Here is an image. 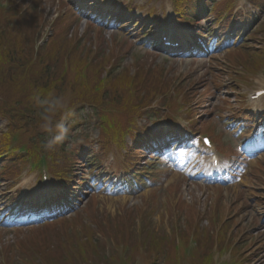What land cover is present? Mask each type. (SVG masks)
Instances as JSON below:
<instances>
[{"label":"rangeland","instance_id":"374dc122","mask_svg":"<svg viewBox=\"0 0 264 264\" xmlns=\"http://www.w3.org/2000/svg\"><path fill=\"white\" fill-rule=\"evenodd\" d=\"M16 1H20L21 4L24 2L25 8L32 2V0ZM66 1L70 4V7L74 8L80 15L81 22L78 23L79 32L84 34L89 27V23H95L92 22L94 20L89 21L88 18L83 15L82 8H79L78 1L76 0H43L40 11L44 17L43 22L46 23L45 31L41 30V33L44 35L50 33V23L64 11L61 5ZM117 1L118 0H107L104 1V5L108 7L111 3ZM142 1L143 0H138V2ZM164 4L165 7H163ZM98 5H100V3H98ZM153 6L159 9L156 15L153 18L149 17V19L146 14L150 12L152 9L150 7ZM169 6L170 2H168V0L165 3H149L147 7L145 6V9H143L144 13H146L144 14V22L158 20V22H156L157 27H161L162 22L165 20L163 11L165 12ZM239 9L250 16V20L246 21V24L251 25L250 23H253L255 27L261 22H264V17L260 14L256 16V12L245 1L239 0ZM31 11L33 10L29 12ZM254 16L255 19L252 20ZM133 18H137V13L133 15ZM138 19L141 20V17H138ZM211 22H213V19H202L200 25L202 27L200 28H203L207 32L210 26L208 24ZM145 23L141 21V24L138 22L134 24L133 21H128L127 27L130 28L124 31L104 26L102 30V36L104 37L102 47L105 48L103 49L107 51L108 45H111L113 41L118 42L119 51L126 54L121 64L122 67L131 64L136 59H140V61L145 63L152 62L164 66L180 87L190 91V96H192L193 92L196 93V95L193 96L196 100L193 106L198 116H204L206 110L212 113L210 120H213L215 123L214 129L216 134L223 135L227 141V145L232 144L236 147L239 143L244 142L240 137H248V132L240 129L235 133L233 132V126L229 125L231 119H238L241 115L236 108L231 109L226 102L229 101L230 104H236L238 101L237 93L227 88L229 85L235 88L239 87V81L236 80L232 73L237 75L241 74L240 62H244V59L242 58L241 52H239L242 45L240 46V43L238 44L237 42L240 40L245 30H242L238 34L234 31V33L230 35V42L228 41L229 43H227L226 47H220V43L214 41L205 45V49H203L202 52L204 54H199L201 52L196 51L198 55L195 56L172 57L167 55V53H162L159 49L154 50L151 48L150 38L160 36V31L151 33V30L147 37H142L143 30H145ZM243 23V21H239L238 25L243 27ZM97 25L100 26V24ZM238 25H236L235 28H238ZM132 26L133 31H131ZM172 27L176 31H179L183 38L188 37L189 34L193 36V33L196 32L194 27L192 30V28L185 27L182 24L178 25V23H175ZM169 29L170 27L168 26L165 33H168ZM99 32L100 31L96 30L95 27L94 29H90L89 36L94 38V36H98ZM226 33L227 32H222L220 35L222 36ZM213 36H215V34H211V37ZM246 41V48H244V51L250 50L253 53L255 48L257 49L261 46V41L259 39H253V41H251V39H246ZM232 55L237 59V63L235 64H232L229 60V57ZM216 79L219 86H215L213 83ZM262 82L264 83V74H260L258 77L254 78L253 85L249 88H242L241 93H247L249 95L253 90L258 89V83L260 84ZM205 92H207V94H204ZM202 94L203 96H201ZM257 110L264 115V101L257 106ZM89 118L92 119L91 116ZM95 122L96 120L92 123H83L81 128L82 132L84 131V133L92 137L91 140L96 139L98 136V127ZM150 124L151 133L159 134L161 132V127L164 126L165 123L159 121V123L150 122ZM227 126H229V128H227ZM0 127L1 131H5L4 122H0ZM186 128L187 126L183 119L178 118L176 130L183 133V131H186ZM148 141L149 140L141 144V152L138 153L140 163L136 172H132L131 176L124 177L120 170L117 175H115L114 170L118 164L116 163V159L113 161L112 158H114L113 154H116V150L110 154L109 159L105 160V164L100 169L101 172H104V175H99L98 172L95 175L92 173L88 174L87 179L91 182L94 180L96 186H92L91 183L89 187L83 188V192L87 194L86 197H83L78 192L77 198H79L80 201H78L77 211L81 213L83 221L88 225L91 224L86 214L83 213V210L87 208L91 201V196L94 195L97 198V214L94 216L97 217L99 221L105 220L109 223L112 230H114V235L121 234L117 231L119 227H121L129 237L128 241L131 244L144 243L148 245L154 239L171 237V233H173L175 229L177 231L185 230L188 221V219L186 220L187 215L181 209L178 210L175 208L178 198L181 196L187 203L194 204L203 211L204 217L200 218V226L198 224L202 229L205 227H211L213 230L219 229L222 220L230 219L231 217L233 221L231 228L233 231L230 232L234 234L233 237L235 238L232 244H236V247H239L240 259L244 258V260L249 262L248 264H264L263 152H257L253 156L250 155L251 157L249 156L241 162V164L235 163L232 167L229 166L230 163L228 159L225 160L221 170L214 173V179H210L209 176L212 174L208 169V162L204 156H201L199 147H196L192 152V149H184L182 153L179 152L177 156L181 158L177 162L172 155L170 156L171 150H167L163 156L155 154L152 161H148L144 164V160L148 157L146 151L151 150L149 146L148 149L144 148V145L149 143ZM81 142V138L76 134L69 136V143H75V145L73 144L75 147L79 146V148H82ZM253 142L251 143L253 144V149L261 147L262 144L264 146V142H261L260 139H256V141ZM152 143L153 141L151 144ZM128 144L131 145L133 142L128 139ZM85 148L86 147H84V149ZM188 151L191 152V157L189 161H185L184 155L188 154ZM120 159L121 158H119V160ZM86 161L85 157H83L74 167V171H77V175L79 174L78 171L84 172ZM111 161H113V163H110ZM82 165L83 168H81ZM258 165H260L259 168H262L260 174L255 172V170L258 169ZM142 168L146 169L142 170ZM19 186L21 188L20 192H18V196L13 199L11 197L15 196L14 193L16 189L7 191L4 185H0V264H4L11 250V254L15 255V264H20L22 256L16 244L12 245L14 249H1L3 245L13 244L15 240H24L30 236H32L31 238H35L36 236H47L50 240L49 243L53 245L60 244L58 236L63 230L60 225L53 227L46 223L38 222L42 219L41 216L38 217L39 220L33 222L28 219H32L30 214L34 207L38 208V214H40L52 197L56 199L61 198L63 192L58 193L50 189L49 185L42 184L38 179L37 172L24 175ZM168 186H172L178 190L173 192L167 189ZM25 202H28L30 208L26 211L17 213L15 220L19 219L21 215H27L28 221L19 227H15L16 224L11 223L13 219H7V217L9 215L10 217L14 216L19 206ZM48 208L46 209L47 213H49L50 210L53 212L56 210L54 206L51 209ZM141 208L143 211H141ZM216 209H219V212H217ZM166 211H169L168 215ZM88 212H90V209ZM130 212L133 215H131ZM127 214H130L132 222L129 224V227H125L128 223ZM65 217L71 220L74 216L66 215ZM214 217L217 218L216 223L214 222ZM7 220L9 224H7ZM92 228L95 229V226L92 225ZM104 231L105 234H108L109 230L107 231V227H104ZM78 232H80L79 229ZM226 236L228 238V234H226ZM113 238L115 240L112 241L110 236L104 237L96 235L95 240L99 244L100 249L101 246L103 247V249H101L103 255L121 254L122 246L114 248L112 245L114 242L117 243L116 240L119 236L118 238L115 236ZM219 241L220 252H223L222 237ZM218 254L220 255L219 252ZM226 259H229V255L226 256ZM208 262H211L210 259H208ZM141 263V257L138 256L134 264ZM158 264L163 263L159 262Z\"/></svg>","mask_w":264,"mask_h":264},{"label":"trees","instance_id":"16d2710c","mask_svg":"<svg viewBox=\"0 0 264 264\" xmlns=\"http://www.w3.org/2000/svg\"><path fill=\"white\" fill-rule=\"evenodd\" d=\"M251 2L259 7V11L264 16V0H251ZM200 3L201 0H179L178 5L183 9L182 13L185 16H192L190 18L193 19V15L198 13L194 5ZM224 12H228L229 15L233 13L231 5L227 2H222L216 6L215 14L217 16L220 17ZM25 25L24 22H21L13 29L9 28V34L0 35V117L9 121L10 128L9 134H3L0 137V152L5 151L8 144L12 145L11 132L18 130L23 136H28L25 131L26 127L23 125V118L27 114L34 120L39 117L38 114L41 109L33 100V96L36 94L46 96L49 92L52 94L59 93L58 95L64 98L68 108H75L72 112L80 111L86 104L101 107L106 102L113 103L118 114L117 128L124 129L130 124L136 128V120L148 113L146 109L151 106L152 101L170 93L171 86L165 81L163 70L136 64L134 71L125 69L116 75L117 65L122 57L115 51L110 56L103 53V60L92 63L83 40L77 37L70 40L67 30L61 31L56 26L54 27V35L49 39L47 47L40 52V58L43 60L34 66L33 70L36 72V77L22 76L16 71L18 72L25 63L28 62L29 64L33 60L32 49H29V36L21 35ZM26 27L29 29L31 26L26 25ZM12 33L17 35L14 36ZM252 35L255 38H260L264 45V22L259 30ZM55 61L63 70L53 71L50 68L49 64ZM105 63L110 65V69L104 80ZM249 63V70L259 68L264 63V50H262L260 58ZM184 102L188 104V97L184 99ZM29 108L31 110H28ZM72 116H67L66 121ZM105 116L111 123L112 117L107 114ZM57 119H60V115L57 116ZM34 125L36 130H41L39 124L34 123ZM112 125L115 127L114 124ZM77 152V149L70 150L67 144L62 143L56 146L54 161L57 171L61 173L59 176H69L73 161L78 160ZM18 161L20 160L16 154L9 156L0 176H7L9 172L16 171L15 164ZM195 220V210L190 209L187 228L189 231H194L198 239L202 237V244L206 246L208 238L200 234L203 232H199L198 225L195 227ZM40 240L34 238L19 243L21 253L31 257L28 264H40L32 254L28 253V249L31 250L33 247L41 249V255L49 262L48 264H64L53 254L51 244L45 240ZM30 243L32 244L29 245ZM86 244L85 250L90 253L94 247L90 242ZM65 251L68 253L67 250ZM80 256H85V252L81 253ZM9 260L12 262L10 264H13V256ZM63 260L66 263L67 259L63 258ZM171 261L176 263V257L173 256Z\"/></svg>","mask_w":264,"mask_h":264},{"label":"clouds","instance_id":"9594fccd","mask_svg":"<svg viewBox=\"0 0 264 264\" xmlns=\"http://www.w3.org/2000/svg\"><path fill=\"white\" fill-rule=\"evenodd\" d=\"M34 102L41 109L39 112V127L46 134V139L41 144L45 151H54L56 146L62 144L69 135L70 129L65 123L67 116L71 115L62 96L49 92L46 96L36 94ZM60 115V119L57 116Z\"/></svg>","mask_w":264,"mask_h":264}]
</instances>
